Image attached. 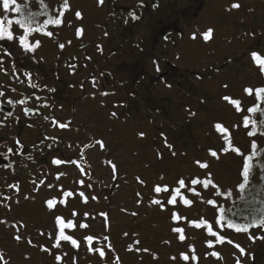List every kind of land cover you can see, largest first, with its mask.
<instances>
[{"label":"rangeland","instance_id":"374dc122","mask_svg":"<svg viewBox=\"0 0 264 264\" xmlns=\"http://www.w3.org/2000/svg\"><path fill=\"white\" fill-rule=\"evenodd\" d=\"M68 3L70 10L65 11L62 25L52 31L47 28L51 37L40 32L28 35L31 43L40 41L35 51L25 52L20 46L19 37L25 31L15 23L11 26L15 38L0 40L1 89L12 90L16 78L26 88L30 76L42 92L44 87L52 91L68 80L72 83L55 110L58 121L67 127L39 120L37 131L29 127L19 131V141L27 149L40 146L13 151L18 167L25 168L20 158L27 155L28 167L41 162L43 169L25 174L17 192L4 190L0 184V264H264V250L256 239L231 236V241L210 248L207 241L215 238L206 239L205 228L190 224L210 217L205 209L209 195L204 203L193 199L191 208L179 198L175 205L167 203L181 176L208 174L196 161L214 168V177L221 176L216 181L223 180L225 185L239 180L242 156L221 151L224 143L214 125L221 123L238 148L248 149L251 140L239 120L254 104L255 91L249 95L245 89L264 83V74L251 56L253 50L264 56V0ZM62 4L63 0H51L48 11L62 9ZM76 12L82 14L81 19ZM4 16L14 19L17 15L5 12L0 0V17ZM122 21H134L131 29L125 27L124 36ZM156 25H165L166 30L153 39ZM209 29L212 34L205 39ZM134 79L137 83H132ZM223 97L240 100L244 111ZM46 101H50L48 95ZM17 131L14 124L0 128V140H12V148H18ZM59 137L62 144L57 143ZM92 141L93 146L89 145ZM98 141L105 147L100 148ZM55 145L58 151L47 155ZM210 149L218 156H211ZM54 159L66 163L55 165ZM109 161L116 165L115 175ZM11 174L19 178L18 173ZM156 185L168 186V191L156 193ZM65 192L73 195L65 196ZM181 193L184 196L183 188ZM49 199L55 201L54 206L62 205L63 211L47 212ZM157 199L165 207L153 203ZM68 208L76 215L65 212ZM173 213L182 219L173 220ZM57 217L76 223V228L64 232L78 246L64 240L55 246L60 231ZM81 223L89 227L81 228ZM177 227L184 230L183 241L181 233L172 231ZM87 236L93 237L91 245ZM100 248L105 250L103 257L94 250ZM181 253L189 260L184 261Z\"/></svg>","mask_w":264,"mask_h":264},{"label":"snow or ice","instance_id":"6c2138e0","mask_svg":"<svg viewBox=\"0 0 264 264\" xmlns=\"http://www.w3.org/2000/svg\"><path fill=\"white\" fill-rule=\"evenodd\" d=\"M27 2H29V0H26V3ZM38 2L40 4V6H41L40 15L47 17L43 21L42 24L39 23L38 21H36V19H35L36 14L35 13H29L27 16H21L20 14L24 11V8L22 7V5L20 3H18V0H2V7H3L4 11L5 12H9V11L15 12V13H17V17L14 18V19L13 18H9L7 16L0 17V40L7 38L9 41H11V40H13L15 38L14 34H13L12 30H11V26L14 23L16 25H18L20 28L25 30V35H22V36L19 37L20 46L23 48V50L25 52H27V51H35V49L40 46V41H36L35 44L29 42L27 37L31 33L40 32L42 34H45V35L51 37L53 35V33L51 31H46V29L48 28L49 25L61 26L62 25V18L64 16V13H65V11L70 10V5L68 3V0H63L62 9L61 8H57L55 11L58 13V15L56 17H53L50 14V12L48 11L47 4H45L44 0H38ZM98 2L102 4L103 0H98ZM233 7L239 8L240 5L239 4H234ZM75 15H76V17L78 19L82 18V14L80 12H76ZM82 31H83L82 28L78 29L77 30V34L78 35L82 34ZM212 31H213L212 29H209L204 34V38L205 39L210 38V36L212 34ZM58 46L61 49H63L65 45L64 44H59ZM251 56H252L253 62L258 66L259 70L261 72H264V56H261L255 50H253L251 52ZM157 71H160L158 64H157ZM225 87H227V85H225ZM254 91H255L256 97L259 98L262 102H264V87H259V88H256V89H253V88H246L245 89V92L247 94H249V95H251ZM107 94L108 93H102V95H107ZM0 95H2V93H0ZM223 99L230 101V103H232L237 108V110L244 111V109L241 108V101L240 100H235V99H232L231 97H223ZM9 103H11V101H9ZM247 111L258 113V108L256 106H252V107H249L247 109ZM193 115H194V113H193ZM250 123L253 125V127H255V125L257 124V121H255V120L250 121L249 118L247 116H245L243 118V126L244 127H248V125ZM59 126L61 128H65L68 125L60 124ZM214 128L218 132V134L221 136V138L223 140V143H224V147H222L221 151H223V152L234 151L237 154H240L241 156L244 157L243 161H242L243 182L238 185L240 192H244V190L246 188V185L249 184L250 169L252 167V164L250 162L253 161V157L256 155V152L258 150L257 143H256L255 140H253L251 145H250V154L245 155V154L240 152L239 148H234L233 147V144H232V141H231L230 132H229V130L226 127H224L221 123H217V124L214 125ZM247 134L249 136H256L257 135V133L254 130L253 131H249ZM139 135L141 137H143L145 134L144 133H140ZM261 135H264V134H261ZM97 143H98L100 148H104L105 147L103 141H98ZM168 147H171V146L169 145ZM209 152H210V155L213 156V157H217L218 156V154H217V152L215 150L210 149ZM173 154L175 155V153H173ZM67 162H70V161H67ZM52 163L55 164V165H61L63 163H66V161H62L60 159H54L52 161ZM195 163L200 165V167H202V168H206L207 167L206 163L201 164L200 161H196ZM109 164H110V166L112 168L113 174L115 175V173H116V165H115V163L109 161ZM81 171H83V169H81ZM60 175H63V173H61ZM209 176H210V174H209ZM57 179H59V175H58ZM137 179H139V177ZM161 179H163V177H161ZM41 183L43 184L44 181H41ZM78 183L82 185L84 183V181L80 180V181H78ZM141 183H143V181H141ZM190 184L191 185L201 184L203 189H208L210 186L212 188H214V189L218 188V186L215 185L210 179H204L202 181L198 180V179H192L190 181ZM178 185L179 186L176 187L175 190H174L175 191V195H172L171 199H169L167 201V203L169 205H175L177 203V196H181L182 195L181 189L182 188H186L185 180L182 179V178L179 179L178 180ZM48 187L51 188L53 186L52 185H48ZM89 187H91V185H89ZM154 190H155L156 193H160L162 191L167 192L168 191V186H164L162 188L160 185H156ZM187 190H190L194 194L199 195V193H196V190L194 188L187 189ZM221 194L226 195V196H231L232 195V193L230 191H228L226 193H221L219 191L216 192V195H221ZM64 195L65 196H72L73 193L72 192H65ZM79 195L81 197H84V193L83 192L79 193ZM84 199H85V202H86L87 198L84 197ZM93 199H95V197H93ZM183 202H184L185 205H191L192 204V201L190 199H188L187 197H183ZM153 203L161 206L162 208L165 207V205L159 199L154 200ZM207 203L215 204L216 201L215 200H208ZM46 204H47V206L49 208H52L54 206V204H55V201L52 200V199H49V200L46 201ZM219 211H220L221 215L218 218V223H219V226L221 227V229H223L225 226L228 229H234L236 232H241V231L250 232V230L252 228L264 229V215L253 216L252 218L246 219L245 222L241 223V222H234L233 219H226V217L224 215V208L223 207H221L219 209ZM261 212L264 213V209H262ZM72 214L76 215L75 212H73ZM84 215L87 216L88 213H85ZM103 215H106V214H103ZM172 219L175 220V221H179L182 218L180 217V215L178 213H173L172 214ZM184 219H186V218H184ZM56 220H57V223L59 224L60 231H59V238L57 239V242H56L55 246L56 247L60 246V243H59L60 240L71 241V243L73 245L78 246V241H76L72 236L66 235L65 232H64L65 228H76L77 227L76 223L73 222V221L65 222L62 217H57ZM190 224L194 225L196 227H201L203 222L201 221L200 223H198L197 221L192 220V221H190ZM79 227L87 228V227H89V225L86 224V223H81L79 225ZM172 231L176 232V233H181V235L179 236V239L181 241H183L185 239L184 235L182 234L183 231H184L183 228L177 227V228L172 229ZM208 233H209L210 236H213V237L217 236V233L215 231H213L211 226L208 227ZM15 238L17 240H19L21 237L16 236ZM249 238L253 239V240H255V239L264 240V236L252 237L250 235ZM85 239L91 245V243L93 241V237L92 236H87V237H85ZM218 239H219L220 242H223L225 237L219 236ZM138 243H139V241H137V244ZM207 244L211 248L214 245V241L210 239L209 241H207ZM109 247H111V245H109ZM236 247L239 248V245H236ZM45 250L47 251V249H45ZM94 250L98 251L99 255L101 257L105 256V250L103 248L94 249ZM136 250L140 251L141 249L137 248ZM143 251L147 252L148 249H143ZM192 251L193 252L195 251L194 248L192 249ZM240 251L243 253L244 249L241 248ZM210 255H213V256H216L217 258H220V254L216 253V252H212V253H210ZM181 256H182V259L184 261H188L189 260V256L187 254L181 253ZM56 258L57 259H61V257H56ZM0 259H2V257H0ZM117 259H119V258L117 257ZM172 259L175 260V257H172ZM193 260H198V257L193 256ZM238 264H239V262H238Z\"/></svg>","mask_w":264,"mask_h":264},{"label":"trees","instance_id":"16d2710c","mask_svg":"<svg viewBox=\"0 0 264 264\" xmlns=\"http://www.w3.org/2000/svg\"><path fill=\"white\" fill-rule=\"evenodd\" d=\"M45 4H47L48 10L51 8V0H44ZM22 7L24 8V11L20 14L21 16H27L29 13H35V19L36 21H38L39 23H43V21L47 18L46 16H41L40 12H41V6L38 2V0H29V2L26 3V0H21ZM50 14L53 17H56L58 15V13L53 9L49 11ZM17 15V13H16ZM17 17V16H15ZM133 21H130V25H132ZM49 30H54L55 29V25H49ZM127 27V26H126ZM22 29V28H20ZM24 30V29H22ZM46 29V31H49ZM120 30L122 31L123 28L122 26L120 27ZM129 30V29H128ZM25 31V30H24ZM37 33V32H34ZM163 33V27L159 26V28H157V32L153 35V39L157 38L158 35H161ZM32 34V33H31ZM42 34V33H41ZM43 36H46L45 34H42ZM30 42V38H27ZM7 44V43H6ZM264 74V72H262ZM137 83L136 79H134L132 81V83ZM264 82V81H263ZM143 84L145 85V81L143 82ZM259 87H264V83ZM147 88V87H145ZM149 89V87L147 88ZM256 89V88H255ZM136 93H138V96H140V91L136 90ZM254 104L251 105L252 106H256L258 108V113H254V112H249L246 111L245 113H243V116L241 117V119L239 120V124L240 127L242 128V130L247 131V133L249 131H255L257 133L256 136H249V139L251 140L249 143H247L248 149L245 150L243 147H239L240 148V152L241 153H245V155L250 154V145L252 143L253 140L256 141L257 143V147L258 150L256 152V155L253 157V161L250 162L252 164V167L250 169V176H249V184L246 185V188L244 190V192H240L238 185L240 183L243 182V176H242V171H243V167H241V170L238 171V176H239V180L236 181V183L232 184L233 186L230 185H225L223 184V180L222 181H216L217 178H219V180H221V176H216L214 177V173L212 171H214V168H210L206 167L208 169V174L206 176H197V177H187V176H181L179 179H184L185 183H186V188L184 189V196L183 194L181 196H177V198L180 199V202L183 201V197H187L188 199H190L191 201H193V199H196L198 202H203L205 201V196L209 195V199L208 200H215L216 203L215 204H209L206 202V206L205 205H201L202 209L204 208L203 206H205V209H207L208 213H209V218L207 220L202 221L203 224L201 227H195L196 229L198 228H205L206 232H205V237L206 239L210 238V235L208 233V227L211 226V228L213 229V231H215L217 233L216 237L214 241V245L215 247H217L218 245H222L223 243L231 241L232 238L231 236H247L249 238V236L251 235L252 237L255 235V237H259V236H264V229L261 228H252L250 230V232H236L234 229H228L226 226L221 229V227L219 226L218 223V218L221 215L219 209L221 207L224 208V215L226 217V219H233L234 222H245L246 219H250L253 216H259V215H264V213L261 212L262 209H264V102H262L259 98L256 97V94L254 92ZM146 101H148V99H145ZM149 103V102H148ZM151 103V102H150ZM149 103V104H150ZM155 104V103H154ZM241 113V112H240ZM247 116L249 118L250 121H257V124L255 125V127H253V125L250 123L248 125V127H244L243 126V118ZM231 141L233 144L234 148H238L232 140L231 137ZM95 142L92 141L89 145H94ZM230 152H234V151H228L225 153H230ZM235 153V152H234ZM243 156L242 158H240L241 160V166H242V161H243ZM219 161V160H217ZM219 164H221V162L219 161ZM232 169V171L234 170L232 167H230ZM205 169V168H202ZM219 174L222 173V171H220L219 169L216 170ZM225 173V172H223ZM210 174V176H209ZM178 179V180H179ZM192 179H198V180H204V179H210L215 185L218 186L217 189L212 188L211 186L208 189H203L201 184H197V185H191L190 181ZM218 180V179H217ZM178 182L176 184V187H178ZM194 188L196 190V193H199V195L191 193L192 191L187 190V189H192ZM198 188H200V190H198ZM219 191L221 193H226L228 191H230L232 193L231 196H226V195H216V192ZM190 192V193H189ZM175 195V194H174ZM111 196H109L110 198ZM83 202V201H82ZM76 203L79 205V201L78 199L76 200ZM53 207L55 209H53ZM51 209L47 206V204L45 205V208H47V212H52L53 210H60L63 211V207L62 205H58V206H53ZM186 208H191L190 205H187ZM67 210V209H66ZM65 212L72 214L73 211L70 210L68 208V210ZM74 211H76V208L74 207ZM58 214H61V212H59ZM69 214V215H70ZM243 218V219H242ZM192 221V220H191ZM198 223L201 222V220L197 219L195 220ZM194 226V225H193ZM59 227V224H57V229ZM219 236H223L225 237L223 242H220L218 237ZM256 242H260L259 244L261 245V249L264 250V240L262 239H256ZM217 242V243H216ZM235 243V242H234ZM112 246V250L115 253L116 256V252H115V248L113 246V244H111ZM246 253V251H245ZM257 254H254V257ZM116 262V260H115ZM118 264H123L121 261H119Z\"/></svg>","mask_w":264,"mask_h":264},{"label":"flooded vegetation","instance_id":"af4514ba","mask_svg":"<svg viewBox=\"0 0 264 264\" xmlns=\"http://www.w3.org/2000/svg\"><path fill=\"white\" fill-rule=\"evenodd\" d=\"M65 16V15H64ZM63 16V18H64ZM62 18V21H63ZM136 19V18H135ZM128 20V19H125ZM121 22V26L123 28L121 32V36H124V30L127 26V30L131 29V27L134 25H130L129 21ZM165 26V25H164ZM163 27V31L166 30V27ZM57 27V26H55ZM157 28H159V25H156L153 30H155V33L157 32ZM52 31V30H51ZM154 33V34H155ZM60 53V49L58 50ZM60 55H62L60 53ZM73 55V54H72ZM61 57V56H60ZM68 57H70L68 55ZM9 78L14 79L12 76H9ZM15 80V79H14ZM16 81L18 82L15 87H13L12 90H7V88H0V128H6L8 126H11V124H14V126L18 129V131L15 133L16 137V144L18 148L16 149L12 148V140H0V184L4 188V190H10L13 189L14 191H18L17 187H19L23 183V176L25 174H28L30 172H34V168L37 169H43L41 168V162L38 164L34 162L35 165L31 167H28V161L25 160V155L23 158H20V161L22 162L24 169L22 167H18L19 162L15 160L13 157V151L18 150H35L38 149L40 144L31 145L28 149L26 148V144L19 141V131L22 128H32L35 131L40 129L41 122L39 120L44 121H53L55 124L59 125L63 122L58 121V116L55 113L56 110V104L58 103V100L65 98L64 91H66L67 87L71 88L72 83L71 80H68L63 83V86L61 88H56V90H49L48 87H44V92H42L41 89L35 88V82L32 78V76L28 77V81L25 88L24 81L18 80L16 78ZM30 88V92H26V89ZM5 90V91H4ZM48 95V98L50 101H46V97ZM54 96V97H53ZM63 97V98H62ZM11 101V103H9ZM38 101V102H37ZM40 101V102H39ZM37 102V103H35ZM33 121H31V119ZM3 122H2V121ZM69 124H72V121L70 119L68 120ZM40 124V126H39ZM43 136H46L45 134H41ZM13 139V136L11 137ZM60 141V142H58ZM63 138L59 137L57 138V143L62 144ZM36 145V147H34ZM58 147L55 145L54 149L49 148V151L46 153L49 155L50 153H54V150L58 151ZM29 150V151H30ZM21 157L23 154H19ZM28 160V159H27ZM42 171V170H41ZM18 173L19 178L16 174H11V176L8 175V173ZM31 177V176H30Z\"/></svg>","mask_w":264,"mask_h":264},{"label":"water","instance_id":"95a60500","mask_svg":"<svg viewBox=\"0 0 264 264\" xmlns=\"http://www.w3.org/2000/svg\"><path fill=\"white\" fill-rule=\"evenodd\" d=\"M2 121V120H1ZM3 122V121H2Z\"/></svg>","mask_w":264,"mask_h":264}]
</instances>
